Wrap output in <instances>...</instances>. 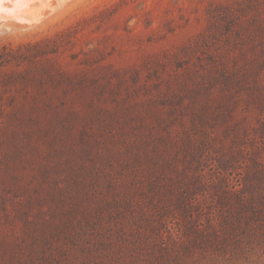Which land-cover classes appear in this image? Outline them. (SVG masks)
<instances>
[{"label":"rangeland","instance_id":"obj_1","mask_svg":"<svg viewBox=\"0 0 264 264\" xmlns=\"http://www.w3.org/2000/svg\"><path fill=\"white\" fill-rule=\"evenodd\" d=\"M33 1L0 29V264H264V0Z\"/></svg>","mask_w":264,"mask_h":264},{"label":"bare ground","instance_id":"obj_2","mask_svg":"<svg viewBox=\"0 0 264 264\" xmlns=\"http://www.w3.org/2000/svg\"><path fill=\"white\" fill-rule=\"evenodd\" d=\"M1 1L3 0H0V2ZM63 1L64 0H56L51 3L47 2L46 12L57 8L56 3ZM36 6L38 5L33 0H14L8 3L2 2V9H0V29H5L7 27L12 28L14 26L23 27L29 25L27 23L37 24L39 16L43 15L45 10L37 9Z\"/></svg>","mask_w":264,"mask_h":264},{"label":"clouds","instance_id":"obj_3","mask_svg":"<svg viewBox=\"0 0 264 264\" xmlns=\"http://www.w3.org/2000/svg\"><path fill=\"white\" fill-rule=\"evenodd\" d=\"M9 2H13V0H9Z\"/></svg>","mask_w":264,"mask_h":264}]
</instances>
